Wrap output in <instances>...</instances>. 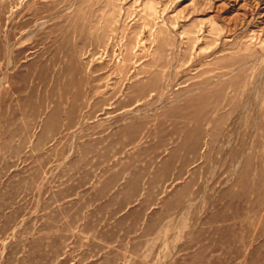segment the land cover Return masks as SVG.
I'll list each match as a JSON object with an SVG mask.
<instances>
[{
    "label": "rangeland",
    "instance_id": "374dc122",
    "mask_svg": "<svg viewBox=\"0 0 264 264\" xmlns=\"http://www.w3.org/2000/svg\"><path fill=\"white\" fill-rule=\"evenodd\" d=\"M0 264H264V0H0Z\"/></svg>",
    "mask_w": 264,
    "mask_h": 264
}]
</instances>
